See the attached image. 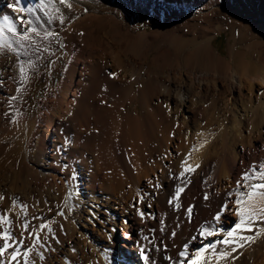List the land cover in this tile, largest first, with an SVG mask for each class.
I'll use <instances>...</instances> for the list:
<instances>
[{
    "label": "bare ground",
    "instance_id": "obj_1",
    "mask_svg": "<svg viewBox=\"0 0 264 264\" xmlns=\"http://www.w3.org/2000/svg\"><path fill=\"white\" fill-rule=\"evenodd\" d=\"M120 1L130 6L138 2ZM176 1L197 4L205 11L218 1L228 5L223 9L225 18L240 28L244 36H251L253 43L245 48L257 53L256 62L246 59L244 52L234 47L230 59L220 57L209 46L211 37L206 38L204 33H200L192 47L180 43L175 48L160 50L148 60L144 50L160 41L159 31L135 35L121 27L115 13L84 12V8L90 11L98 4L113 10L110 0H95V7L75 0L70 11L56 4L65 13L63 43L70 56L57 95L42 103L36 123L23 125L13 116L19 97L16 58L6 51L4 56L0 53V195L5 197L0 201V210L10 209L11 201L18 199L28 205L27 222L31 228L50 224L53 232L45 229L41 233L47 237L46 247L38 248L31 256L35 264H107L102 255L105 248L112 249L118 264H143L142 246L149 250L155 264H169L164 257L178 259L183 244L198 234L199 224L214 223L213 217L230 191L226 185L233 186L228 178H240L243 160L246 154L256 153L257 142L261 147L257 155L264 157V50L259 43L264 40V25L243 19L238 6L262 19L264 9L257 0ZM14 2L0 0V18L8 15L15 21L22 15L8 7ZM37 2L21 0V6H35ZM206 14L213 16L212 11ZM55 21L58 20L53 18L44 28ZM255 45L260 46L258 50ZM34 56L22 57L28 60ZM234 56L238 57L236 63L232 62ZM125 67L130 68L129 74L124 73ZM140 73L145 77L142 110L135 107L134 113L121 117L125 100H133L134 81ZM163 73H167L165 77ZM152 94L155 103L149 102ZM12 96L17 98L11 100ZM49 122H53V127L48 128ZM40 124L46 125L45 137H40L33 161L28 153ZM66 140L71 144L65 145ZM204 140L208 143L198 147L189 158L190 165L200 167L189 174L190 183L180 197L182 207L176 211L166 203V196L168 189L180 181L170 174H178L185 154ZM61 145L65 149L58 151ZM221 148L225 150L224 158L221 154L218 161L216 155L222 153ZM41 156L55 160L51 175L44 174L39 166ZM237 157L241 162L237 163ZM218 162L215 168L214 163ZM214 169L217 176L214 174L205 201L197 182L213 176ZM157 182L162 185L159 189L154 188ZM69 194L71 210L65 206ZM141 197L143 202L138 203ZM190 205L194 206L191 222L185 212ZM138 209L147 215L141 218ZM61 210L64 216L57 214ZM154 211L164 221V233L161 237L155 235L149 243L143 237ZM10 215L14 223H20L24 214L17 206ZM17 215L19 221L15 219ZM56 222L59 226L54 228ZM95 222L99 227L91 238L85 227L90 224L93 228ZM113 229L121 231V245L130 254L121 255L115 250L119 234ZM13 230L18 234L21 229ZM173 231L175 239L171 238ZM215 239L219 238L204 243ZM258 240V246L263 247L264 235ZM31 243L25 241L26 245ZM154 246L160 251H155ZM201 246L198 237L190 250ZM245 252L235 264H254L253 256Z\"/></svg>",
    "mask_w": 264,
    "mask_h": 264
},
{
    "label": "rangeland",
    "instance_id": "obj_2",
    "mask_svg": "<svg viewBox=\"0 0 264 264\" xmlns=\"http://www.w3.org/2000/svg\"><path fill=\"white\" fill-rule=\"evenodd\" d=\"M90 1L84 0V2H89V4H91L92 2L96 4V2H94L95 0H92L91 2ZM110 1L112 3L113 10H109L110 6L103 7L100 4H98L100 6L96 5L97 7H95L92 3L93 7L95 8H91L88 13L95 15H101L108 12H111V14L115 13L120 19V22L122 24L121 27L123 29L129 30L135 35H150L151 33H153V31H159L161 33L160 41L157 42L159 45L157 43H153L149 46L147 45L144 50V53L147 55L146 58L148 57V60L150 58H153V56L160 50L169 47L175 48L177 45H180V43H187L192 47V44H194V42L197 41L198 37H200V33L201 35L202 33H204L206 38L211 37L209 46L220 57L230 59V52L234 47L237 50H240L242 53L244 52V57L246 59L256 62L257 53L255 51H252L251 49L245 48L253 43L251 36H244L240 28L231 25L230 21L225 18V15L223 13V9H226L229 6L226 4H220L219 1L215 2V4L212 6V9H208L207 11H205L204 8H200L197 4L176 0H137L138 2L134 6L126 5L123 1V3L121 1L119 2V0ZM257 2L264 9V0H257ZM54 7H57V5L55 4ZM238 9L243 19L255 25H264V19L256 15H251L242 6H238ZM211 11L213 12V16L209 17L206 13H210ZM218 26H220V28H218ZM48 29L54 31L58 35L50 37L46 41H40L41 48L43 49L46 47L48 50H42L40 53H38L39 55L37 54L34 56L35 58H30L35 66L28 70V80L21 82L20 73L18 71L19 79L17 81V86L21 89V91L19 92V97L17 99L18 102L16 103L17 105L14 108L13 116L17 123L23 125L36 123L42 111V103L50 97L57 95V87L63 77V73L66 69V65L70 56V50L67 49L63 43V32L65 30V25L60 24L59 21H55L52 25H50ZM259 41L264 50V40L261 39ZM255 46L257 50L260 47L259 45ZM134 49L135 48L132 47L133 51L136 50ZM2 56H4V53H2ZM21 60L27 61V59L23 57H21ZM237 61L238 57L234 56L232 62L236 63ZM177 65L179 66L180 64L177 62ZM124 73L129 74L130 68L125 67ZM166 74L167 73H163V77H165ZM54 78H56L57 80L55 81ZM144 79V74L140 73V75L134 81L135 93L133 100H125L120 114L121 117H123L126 113H134L135 107L139 112L142 110L141 90L143 89ZM149 98L150 103H155L153 94L150 95ZM63 109L64 107L62 108V110ZM45 126V124H40L38 126L39 129L37 127L38 132L34 136L31 143L32 145L29 148L30 150L28 156L33 161H35L36 148L39 139L41 136L45 137V135H43L46 129ZM51 127H53V122L48 123V128ZM47 135L49 136V132H47ZM260 140L261 138H259L257 141ZM255 149H257L255 154H246L247 157L243 160L244 167L242 168L241 173L247 171L253 164L257 165L258 167L261 162H264V157H260V160L259 156L257 155L258 151L261 149L258 142L255 146ZM223 150L224 148H221L220 151H222V153L220 152V154H218L220 157L216 155L218 161H220L221 154L224 158L225 150L224 152ZM39 158L41 161L39 160L38 163L40 164L39 166L43 169V173L46 175H51L54 172L56 166L55 160L49 159L46 156H41ZM236 161L237 163L241 162L240 158L238 157L236 158ZM218 164L219 162L214 163V165L216 166L215 168H217ZM214 170L215 173H211L213 174V176L206 175L207 177H205V179L203 178L204 181L203 179H200L197 182L198 189L203 194L207 193L208 196V192L210 191L209 185L212 183L214 174H216L217 172L216 169ZM228 179L231 180L230 182H233L232 185L234 187H230L229 183L227 184L228 186L226 185V187H228L230 191H232L236 186V181L240 178L234 179L233 181L232 177H229ZM175 184L177 183H174L167 191L168 193L166 196V203L169 201L170 196L174 193ZM229 207H232V205L230 204ZM158 217V213L154 211V215L149 219V230L145 233V236L149 237V240H152L155 235L161 237V235H163L164 233V231H161V223ZM192 218L193 217H191V219ZM235 222L236 219L234 217V212H226L222 217V223L218 225V227L229 229ZM203 223L199 225L201 226ZM55 225L54 228H57L59 226V223L56 222ZM90 226V224L89 228L88 226H86L85 230L88 231L89 237L93 238L96 233L95 229L99 227V223L95 222L93 228H90ZM116 231L119 234V238L115 241V250H118L121 255L130 254L131 251L121 245L124 243L121 231L118 229ZM217 237L219 239H222V236ZM210 239L212 241L213 237ZM258 241L259 240L257 239V241L254 243L255 245L252 244L249 248L247 247L242 251H246L245 253L247 255L253 256L254 264H264V246L259 247Z\"/></svg>",
    "mask_w": 264,
    "mask_h": 264
},
{
    "label": "snow or ice",
    "instance_id": "obj_3",
    "mask_svg": "<svg viewBox=\"0 0 264 264\" xmlns=\"http://www.w3.org/2000/svg\"><path fill=\"white\" fill-rule=\"evenodd\" d=\"M55 4L64 6L66 10L70 11L75 7V0H38L35 6L29 5L27 7L21 6V0H15L14 4H9L8 7L22 15L15 21L8 15H3L0 18V53L6 51L15 56L21 82L28 80L27 72L35 66L30 59L25 61L21 60V57H31L42 50L47 51L46 47L41 48L38 41H46L50 37L58 35L54 31L44 28V24H51L53 18L57 19L60 24L65 23V13L61 8L54 7ZM88 11V8H84L85 13ZM37 12L44 13V16L36 15ZM26 16H34L35 19H27ZM45 17L48 18L45 19ZM42 28L44 29L43 32L41 31ZM20 91L21 89L17 88V92ZM16 98V96H12L10 99L15 100ZM202 135L203 133H197V136ZM207 143L208 141L204 140L199 146L194 144L180 163L181 171L178 174H170L172 179L180 181V183L174 185V193L168 201L169 205L173 206L176 211H179L182 207L180 197L184 193L187 184L190 183L189 174L200 167L198 164L195 167L190 165L189 158L193 152L197 151L198 147L202 148ZM70 144V140L65 141V145ZM65 145H61L58 151H63ZM161 187L162 185L159 182L154 185L156 189ZM70 198L71 194L65 199V206L69 207V210H71V206L68 205ZM4 199L5 197L0 195V201ZM204 200H208L207 193L204 195ZM142 202L143 197L138 203ZM230 204L232 207H229ZM17 206L24 214L20 223H14V219L10 215L11 210ZM193 207L190 205L185 210L189 222H191ZM27 208L28 205L18 201V199H13L10 209L0 210V264H35V261L31 259L32 254L38 248L46 247L47 237L42 236L41 233L45 229L52 233L53 229L50 224L44 223L38 225L35 229L31 228L27 222ZM226 212H234L237 217L236 222L227 230L218 227L222 223V217ZM138 213L141 218L147 215L139 209ZM57 214L60 216L65 215L62 210L58 211ZM15 219L19 221L20 216L17 215ZM213 222L201 225L198 229V235H193L189 242L183 244L182 249L177 254L178 259H173L171 256H165L164 259L169 261V264H235V261L243 255L242 250L250 247L264 235V162H261L258 167L253 164L247 171L241 173L240 179L236 181L235 188L226 194L224 203L213 217ZM160 223L161 231H163L164 221L161 220ZM14 228L21 230L17 234L13 230ZM113 231H116V229H113ZM26 233L27 235H25ZM217 236H222L223 238L215 239L211 243H204L205 240ZM175 237L176 232L173 231L171 238L175 239ZM198 237L202 246L190 250L191 245L197 241ZM109 239L111 240L110 235ZM143 239L151 243L149 237L144 236ZM26 240L32 241V243L26 245ZM57 243H59L58 239ZM154 248L155 251H160L158 246H154ZM22 249L24 250L22 251ZM140 253L143 264H155L148 249L142 246ZM102 255L107 264H118L112 249H103ZM40 257L43 259L42 254H40Z\"/></svg>",
    "mask_w": 264,
    "mask_h": 264
},
{
    "label": "trees",
    "instance_id": "obj_4",
    "mask_svg": "<svg viewBox=\"0 0 264 264\" xmlns=\"http://www.w3.org/2000/svg\"><path fill=\"white\" fill-rule=\"evenodd\" d=\"M54 80L56 81L57 79H56V78H54Z\"/></svg>",
    "mask_w": 264,
    "mask_h": 264
}]
</instances>
